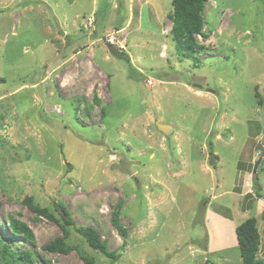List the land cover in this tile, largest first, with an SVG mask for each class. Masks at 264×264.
Wrapping results in <instances>:
<instances>
[{
  "label": "rangeland",
  "instance_id": "1",
  "mask_svg": "<svg viewBox=\"0 0 264 264\" xmlns=\"http://www.w3.org/2000/svg\"><path fill=\"white\" fill-rule=\"evenodd\" d=\"M171 13V0H0V264L6 244L32 264H243L249 217L264 260V0H207L190 52ZM62 237L66 252L46 248Z\"/></svg>",
  "mask_w": 264,
  "mask_h": 264
},
{
  "label": "trees",
  "instance_id": "2",
  "mask_svg": "<svg viewBox=\"0 0 264 264\" xmlns=\"http://www.w3.org/2000/svg\"><path fill=\"white\" fill-rule=\"evenodd\" d=\"M207 0H171L172 13L171 19L173 22L171 31L173 37L176 39L179 46L187 47L188 50H196L201 46L197 44L194 38L195 33L201 31L202 18L201 12L204 4ZM118 27L117 29H119ZM119 52V55H124ZM128 60H130L128 58ZM0 80H3L0 78ZM257 94V93H256ZM256 174L253 180V189L255 193H258L259 184L256 180ZM260 198V197H259ZM25 203L29 208L35 210L39 214L53 218V216L45 208L34 205L30 198L25 200ZM62 216H67V211L61 206ZM116 217V213L114 214ZM16 220L10 219L9 224L14 234L24 233L27 238H31L30 230L23 224L15 222ZM68 224H71V220H66ZM121 231V230H120ZM78 232L85 238L90 247H93L103 253L111 260L116 259V254L113 251H109L105 245V242L101 240L99 234L94 228L86 227L78 229ZM122 234H124L122 232ZM236 241L239 248L240 257L243 264H264V260L257 258L255 255L258 252V245L260 241V234L256 226V220L254 217H249L238 223L235 227ZM9 245L6 244L3 247L2 258L8 264H32L34 263V252L28 249H19L18 252H12L9 250ZM48 250L66 252L70 246L64 242L63 237L57 238L46 245ZM87 264H92V259H86Z\"/></svg>",
  "mask_w": 264,
  "mask_h": 264
},
{
  "label": "water",
  "instance_id": "3",
  "mask_svg": "<svg viewBox=\"0 0 264 264\" xmlns=\"http://www.w3.org/2000/svg\"><path fill=\"white\" fill-rule=\"evenodd\" d=\"M106 47H107V50L109 51V53L112 54L113 56L119 55V52H118L119 50L115 45H113L111 43H106ZM259 118H260L261 123L264 124V110L263 109L259 110ZM155 126L160 132H162L167 137L170 136L174 130L172 125L167 124V123H161L159 121L155 122ZM263 132H264V127H263ZM256 150L260 151V155L254 163V166L252 169L253 174H255L257 172V168H258V166H259V164L263 158V155H264V147L262 146V144L260 142L257 143ZM215 160H216V157L214 156V154L213 153L209 154V163L213 164L215 162Z\"/></svg>",
  "mask_w": 264,
  "mask_h": 264
},
{
  "label": "built area",
  "instance_id": "4",
  "mask_svg": "<svg viewBox=\"0 0 264 264\" xmlns=\"http://www.w3.org/2000/svg\"><path fill=\"white\" fill-rule=\"evenodd\" d=\"M109 40L111 41V42H110L111 44H114V42H113L114 40H113V37H112V36H109L108 41H109ZM119 47H120V48H123V45L121 44V42H120Z\"/></svg>",
  "mask_w": 264,
  "mask_h": 264
},
{
  "label": "crops",
  "instance_id": "5",
  "mask_svg": "<svg viewBox=\"0 0 264 264\" xmlns=\"http://www.w3.org/2000/svg\"><path fill=\"white\" fill-rule=\"evenodd\" d=\"M262 207H264V206H262ZM234 227V226H233ZM235 238H236V236H235ZM236 241V240H235ZM237 243V242H236Z\"/></svg>",
  "mask_w": 264,
  "mask_h": 264
},
{
  "label": "clouds",
  "instance_id": "6",
  "mask_svg": "<svg viewBox=\"0 0 264 264\" xmlns=\"http://www.w3.org/2000/svg\"><path fill=\"white\" fill-rule=\"evenodd\" d=\"M114 45V44H113ZM117 47V46H116Z\"/></svg>",
  "mask_w": 264,
  "mask_h": 264
}]
</instances>
